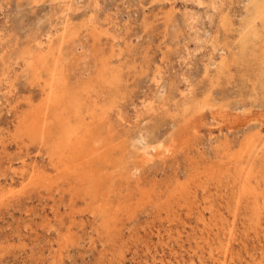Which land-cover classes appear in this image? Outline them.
Masks as SVG:
<instances>
[{
  "label": "rangeland",
  "instance_id": "1",
  "mask_svg": "<svg viewBox=\"0 0 264 264\" xmlns=\"http://www.w3.org/2000/svg\"><path fill=\"white\" fill-rule=\"evenodd\" d=\"M260 4L264 0H0V264H264V20L254 19ZM110 58L118 86L103 92L110 108L99 137L122 166L116 171L101 161L91 182L56 168L49 138L24 147L15 137L33 131V123L60 130L53 115L59 109L44 105L47 64L66 65L64 79L78 89ZM246 140L256 141L258 160L231 163L225 152L238 154ZM252 167L256 192L235 217L227 209L235 205L234 193H221L216 179L228 169L244 176ZM197 168L211 175L200 179ZM31 170L39 179H30ZM177 184L192 193L191 213L184 199L171 196ZM217 209L222 217L214 215Z\"/></svg>",
  "mask_w": 264,
  "mask_h": 264
},
{
  "label": "bare ground",
  "instance_id": "2",
  "mask_svg": "<svg viewBox=\"0 0 264 264\" xmlns=\"http://www.w3.org/2000/svg\"><path fill=\"white\" fill-rule=\"evenodd\" d=\"M253 2V1H252ZM251 2V3H252ZM256 2V1H255ZM67 3V2H66ZM257 3V2H256ZM253 4V3H252ZM67 5V4H66ZM264 5V4H263ZM262 4H260L259 6L261 8H256L255 9V15H254V19L256 20H264V6ZM253 9V8H252ZM65 10V9H64ZM60 18V17H59ZM67 18V17H66ZM62 20V19H61ZM66 20V19H65ZM90 20V19H89ZM69 22V21H68ZM72 22V21H71ZM59 23V22H58ZM66 23V22H65ZM60 24V23H59ZM260 24V23H259ZM63 25V24H62ZM92 25V24H91ZM94 25V24H93ZM66 26V25H65ZM87 26V25H86ZM252 26V25H251ZM257 26V25H255ZM60 27V26H59ZM68 27V26H67ZM251 29V28H250ZM73 30V29H72ZM259 30V29H258ZM57 31V30H56ZM260 31V30H259ZM59 32V31H58ZM64 32V30H63ZM55 33V32H54ZM253 33H254V29H253ZM251 34V33H250ZM258 34V33H257ZM48 35V34H47ZM82 35V34H81ZM247 36V35H246ZM64 37V36H63ZM255 37V36H254ZM47 38V37H46ZM60 38V37H59ZM75 38V37H74ZM67 39V38H65ZM70 39V37H69ZM72 39V38H71ZM39 40V39H38ZM47 40V39H46ZM62 40V39H61ZM75 40V39H74ZM74 40H72L74 42ZM79 40V39H78ZM101 40V39H100ZM64 41H69V40H63ZM106 41V40H105ZM37 42V40H36ZM35 42V43H36ZM102 43V42H101ZM66 44V42L64 43ZM37 45V44H36ZM39 45V44H38ZM43 46V45H42ZM48 46V45H47ZM62 46V45H61ZM61 46L59 48H61ZM27 48V47H25ZM48 48V47H47ZM64 48V46L62 47ZM68 49V47H66ZM65 48V49H66ZM73 48V47H72ZM63 49V50H65ZM66 49V50H67ZM122 49V48H121ZM50 50V48H49ZM62 50V51H63ZM125 50V49H124ZM27 51V50H26ZM37 51V50H36ZM103 51V50H101ZM29 52V51H28ZM48 52V51H47ZM67 52V51H66ZM95 52V51H94ZM104 52V51H103ZM101 52V53H103ZM44 53V52H43ZM69 53V51H68ZM65 54V53H64ZM124 54V53H123ZM128 54V53H127ZM130 54V53H129ZM128 54V55H129ZM41 55V54H40ZM60 55V54H59ZM102 55V54H101ZM104 55V54H103ZM70 56V55H69ZM96 56H99L98 54ZM95 56V57H96ZM105 56V55H104ZM130 56V55H129ZM41 57V56H40ZM124 57V56H123ZM99 59V58H97ZM27 61V60H26ZM122 61V60H121ZM111 58L110 59H107V60H104L103 63L101 61V64H102V71H101V74L99 76H97L96 78L92 79L90 78L91 80H89L87 83H85V87L81 86L80 88L78 89H74V88H70L69 87V84L67 83V81L64 79L65 77V73H69L67 72V68H66V65L64 64H55L53 68H48L50 65H46L45 66V70H43L46 74V84L44 86V105L46 106L47 110L52 107L54 108H58L59 110L57 109H54V112H53V115L55 116V121L59 123V131H54L53 129H46L47 126H45L46 124L44 123H40L38 126L35 125V123H33L32 125V128L34 126V129L33 131H30L31 132H24V131H20L19 134L17 135V137H15V139H19L20 138V141L18 140V143L24 147H26L29 142L27 141H38L41 139H50L51 142V147H50V158H51V161H55V166L58 170H61L63 169L64 170V173H68L70 174V176L72 177H75V176H81L83 175V177H85L88 181L91 179V182H94L95 178H97L95 175H93L95 173V170L100 168V165H101V161L102 162H106V164L109 162L110 164V167L111 165H114L116 167V171L118 170V167H121V162H119L118 160H112V155H111V149L110 148H105L103 149V143H102V140L100 139V135H102V132H103V125H104V122L106 121L107 119V114L109 113L108 110L109 108L107 107V103L105 100L102 101V97H106L104 95V90H108V89H114L115 87H117L118 85V78H116L115 76H112V74L110 73V70L108 69L109 68V65L112 64L111 63ZM57 63V62H56ZM95 63V62H94ZM119 63V62H118ZM33 64V63H32ZM79 64V63H78ZM11 65V64H10ZM75 65V64H74ZM73 65V66H74ZM95 65V64H94ZM113 65V64H112ZM24 66V65H23ZM93 66V65H92ZM220 66V65H219ZM224 66V65H223ZM126 67V66H124ZM46 68L48 70H46ZM93 68V67H92ZM136 68V67H135ZM222 68V67H220ZM43 69V68H42ZM75 70V69H74ZM73 70V71H74ZM218 70V69H217ZM29 71V70H28ZM221 71V70H220ZM65 72V73H64ZM92 72V71H90ZM73 76V75H72ZM71 76V77H72ZM91 76V75H89ZM127 76V75H126ZM70 77V78H71ZM69 79V78H68ZM85 79V78H84ZM217 80V79H216ZM219 80V79H218ZM77 81V80H76ZM82 81V79H81ZM34 83V82H33ZM36 83V82H35ZM74 83V82H73ZM77 83V82H76ZM127 86V85H126ZM41 87V86H40ZM128 89V88H127ZM163 89V88H162ZM176 93V92H175ZM38 95V94H37ZM32 96V95H30ZM94 98V99H93ZM32 99V98H31ZM30 99V100H31ZM94 100L90 103L89 100ZM36 100V98H35ZM111 99L108 100V102H110ZM190 100V99H189ZM32 101V100H31ZM38 101V100H37ZM195 101V100H194ZM28 102V101H27ZM43 102V101H42ZM104 102V103H102ZM35 103V102H34ZM204 105V104H203ZM231 105V104H230ZM14 106V105H13ZM122 106V105H121ZM194 107V106H193ZM19 109V108H18ZM42 109V108H41ZM153 109V108H152ZM58 111V113L55 115V113ZM196 110V109H195ZM219 110V109H218ZM192 111V110H190ZM218 112V111H216ZM156 113V112H155ZM214 113V112H213ZM212 113V114H213ZM224 113V112H223ZM114 114V113H113ZM186 114V113H185ZM219 114V113H218ZM110 115V114H109ZM189 115V114H188ZM204 115V114H203ZM154 116V115H153ZM205 116V115H204ZM260 116V115H259ZM262 116V115H261ZM45 118L48 117V115L44 116ZM231 117V116H230ZM235 117V116H234ZM238 117V116H237ZM235 117V118H237ZM250 118V116H248ZM113 118H114V115H113ZM225 118V117H224ZM227 118V117H226ZM229 118V117H228ZM233 118V117H232ZM231 118V119H232ZM238 119V118H237ZM240 119V118H239ZM262 119V118H261ZM187 120V119H186ZM234 120V119H233ZM236 120V119H235ZM246 120V119H245ZM251 120V119H250ZM254 120V119H253ZM108 121V120H107ZM227 121V120H225ZM237 121V120H236ZM259 121V120H258ZM256 121V122H258ZM263 122V121H262ZM13 123V122H12ZM111 123V122H110ZM217 123V122H216ZM228 123V122H227ZM120 124V123H119ZM176 124V123H175ZM233 124V123H232ZM261 124V123H260ZM203 125V124H201ZM216 125V124H215ZM225 125V124H224ZM13 126V124H12ZM200 126V125H199ZM236 126V125H235ZM257 126L259 127L260 125L257 124ZM264 126V125H263ZM122 127V126H121ZM202 127V126H201ZM250 129H253V127L251 128V125L249 126ZM248 127V128H249ZM14 128V127H13ZM175 128V127H174ZM216 128V127H215ZM228 128V127H227ZM238 128V127H237ZM236 128V129H237ZM107 129V127H106ZM196 129V128H195ZM233 129V128H232ZM246 129V128H245ZM249 129V130H250ZM261 129V128H260ZM58 130V129H57ZM194 129H192L193 131ZM201 130V129H200ZM243 130V129H242ZM247 130V129H246ZM255 130V128H254ZM253 130V131H254ZM11 131V130H10ZM107 131V130H106ZM175 131V130H174ZM221 131V130H220ZM239 131V130H238ZM236 131V132H238ZM256 132L258 130H255ZM264 131V130H263ZM9 132V131H8ZM100 132V133H98ZM121 132V131H120ZM125 132V131H124ZM127 132V131H126ZM125 132V133H126ZM211 132V131H210ZM241 132V130H240ZM244 132V131H243ZM249 132V131H248ZM262 132V131H261ZM12 133V132H11ZM14 133V132H13ZM119 133V132H117ZM172 133V132H171ZM174 133V132H173ZM257 133H260V132H257ZM100 134V135H99ZM123 134V133H122ZM121 135V134H120ZM170 135V134H169ZM172 135V134H171ZM256 133H255V136L256 137ZM53 136V138L51 137ZM168 136V135H167ZM194 136V135H193ZM252 136V135H251ZM258 136V135H257ZM30 139H28V138ZM141 137V136H140ZM164 137V135H163ZM253 137V136H252ZM264 137V136H263ZM24 138H27V139H24ZM154 138V137H153ZM169 138V137H168ZM173 138V137H172ZM195 138V136H194ZM193 138V139H194ZM145 138L142 139V141L144 140ZM155 139V138H154ZM157 139V138H156ZM187 139V138H186ZM252 139V138H251ZM259 139V138H258ZM117 140V139H116ZM122 140V139H121ZM125 140V139H124ZM123 140V141H124ZM131 140V139H130ZM180 140V139H179ZM254 140V139H253ZM45 141V140H44ZM105 141V140H104ZM141 141V142H142ZM157 141V140H155ZM166 141V140H165ZM192 141V140H190ZM189 141V142H190ZM10 142V141H9ZM12 142V141H11ZM47 142V141H46ZM118 142V141H117ZM131 142V141H130ZM169 142V141H168ZM233 142V141H232ZM235 142V141H234ZM256 141H252V140H246V143L244 144L245 147H242V149L239 150L238 154L241 153V155L238 157L237 155L238 154H231L229 153V151H226L225 154L226 156L228 157V159L230 160L231 163L234 164V162H238L242 159V158H247V156H249L250 158H254L258 160V156L255 157L254 155L258 152V147H257V143H255ZM6 143V142H5ZM116 143V142H115ZM125 143V142H124ZM133 143V142H131ZM143 143H145L143 141ZM167 143V141H166ZM172 143V142H171ZM173 143L175 144V142L173 141ZM177 143V142H176ZM183 143V142H182ZM188 143V142H187ZM260 143V141H259ZM33 144V143H32ZM118 144V143H117ZM170 144V143H169ZM262 144V143H261ZM112 145V144H111ZM120 145V144H118ZM131 145V144H130ZM149 145V144H148ZM167 145V144H166ZM181 145V143H180ZM146 146V145H145ZM161 146V145H159ZM158 146V147H159ZM190 146V145H189ZM133 147V146H132ZM149 147H152V146H149ZM174 147V145H173ZM177 147V146H176ZM192 147V146H191ZM196 147V146H195ZM237 147V146H236ZM134 148H135V145H134ZM141 148V147H140ZM156 148V146H155ZM168 148V146H167ZM180 148V147H178ZM201 148V147H200ZM234 148V146H233ZM133 149V148H132ZM137 149V148H136ZM143 149V148H142ZM181 149V148H180ZM262 149L264 150V146L262 147ZM131 150V149H130ZM154 150V149H153ZM166 150V149H165ZM174 150V149H173ZM205 150V149H204ZM132 151V150H131ZM140 151L142 152L143 150L140 149ZM138 151V152H140ZM161 151V150H160ZM187 151V150H186ZM189 151V150H188ZM187 151V152H188ZM202 151V150H201ZM169 152V151H168ZM196 153H198L197 151H195ZM203 152V151H202ZM205 152V151H204ZM207 152V151H206ZM117 153V152H116ZM144 153V152H143ZM148 154V151L146 152ZM152 153H155V151ZM159 153V151H158ZM166 153V152H164ZM162 153V154H164ZM170 153V152H169ZM211 153V152H210ZM134 154V153H133ZM161 154V155H162ZM177 154V152H176ZM194 154V153H193ZM128 155V154H127ZM138 155V154H137ZM136 155V156H137ZM146 155V154H145ZM168 155V154H167ZM166 155V156H167ZM191 155V154H190ZM189 155V156H190ZM132 156V155H131ZM131 156H129L131 158ZM150 156V155H149ZM155 156V155H154ZM260 156V155H259ZM152 157V156H151ZM207 157V156H206ZM205 157V158H206ZM211 157V156H210ZM139 158V157H138ZM137 158V159H138ZM143 158V157H142ZM147 158V157H146ZM159 158V157H158ZM187 158V157H186ZM125 159V158H124ZM168 159V158H167ZM209 159V158H208ZM134 160V159H133ZM132 160V162H133ZM157 160V159H156ZM155 160V161H156ZM224 160V159H223ZM108 161V162H107ZM142 161V160H140ZM159 161V160H158ZM161 161V160H160ZM201 161V159L199 160ZM210 161V160H209ZM24 162V161H23ZM27 162V161H26ZM146 162H149L148 160ZM162 162V161H161ZM262 162V161H261ZM137 163V162H136ZM228 163V162H226ZM264 163V162H263ZM138 164V163H137ZM142 164V163H141ZM146 164V163H145ZM148 164V163H147ZM192 164V163H191ZM105 164L102 163V171L104 169V166ZM140 165V164H139ZM229 165V164H228ZM146 166V165H145ZM208 166V165H207ZM217 166V165H216ZM220 166V165H219ZM128 167V166H127ZM139 167V166H138ZM218 167V166H217ZM226 167V166H225ZM254 167V166H253ZM251 168L249 171L246 172V175L244 176H240L241 175V172H238V173H235V174H231L232 170L228 169L229 171L225 172V174H222V178L220 179H216V178H213V180L216 179V188H218L221 193H224L226 195V192L225 191H222L223 188H229L231 189L232 191V194L234 195L232 197V200L235 201V205H233V208L232 207H227L228 210H230V214H232L233 216L236 217V211L237 209L239 208V206L241 205L243 199L248 196V194H254L256 192V188H253L251 184V181L252 179L251 178H254L256 177L257 178V175L254 174V171H256L254 168ZM142 168V167H141ZM248 168V167H247ZM263 170L264 166L261 167ZM132 169V168H131ZM131 169H130V173H131ZM140 169V167H139ZM108 170V169H107ZM136 170L138 169H135V172ZM146 170V169H145ZM198 172L197 174L195 175L196 177H200L203 178V177H206L208 178L211 174L209 172L208 169H201L199 170L197 168ZM237 170V169H236ZM260 170V171H261ZM39 170H37L38 172ZM115 171V173H116ZM222 171V170H220ZM231 171V172H230ZM244 171V170H243ZM259 171V170H258ZM260 171L258 172V174H260ZM109 172V170H108ZM122 172V171H121ZM127 172V171H126ZM134 172V169L133 171ZM139 172V171H138ZM141 172V171H140ZM144 172V170H143ZM25 173V171H24ZM32 173V174H31ZM31 176H30V179H34V177L37 179L38 177V174L32 172L31 170ZM129 173V172H128ZM137 173V172H136ZM262 173H264V171H262ZM40 174V173H39ZM105 174V173H104ZM123 174H124V171H123ZM144 174V173H143ZM101 175V174H100ZM99 175V176H100ZM138 175V174H137ZM180 175V174H179ZM119 176V174H118ZM121 176V175H120ZM133 176V175H132ZM136 176V175H135ZM240 176L239 178H241V180L243 182H240L238 183L239 181H236L237 180V177ZM24 177V176H23ZM47 177V176H46ZM109 177H111V175H109ZM112 177L113 174H112ZM123 178V176H121ZM125 177V176H124ZM184 177V176H183ZM182 177V178H183ZM45 178V177H44ZM59 178V177H58ZM104 178L105 176L103 175V172H102V181L104 182ZM121 178V179H122ZM138 178V177H137ZM140 178V177H139ZM29 179V178H28ZM39 179V177H38ZM109 179V178H108ZM111 179V178H110ZM135 179V178H133ZM132 179V180H133ZM148 179V178H147ZM232 179V181H231ZM27 180V179H26ZM31 180V182H32ZM56 180V178H55ZM142 180V179H141ZM143 183L146 181L145 179H143ZM30 181V180H29ZM28 181V182H29ZM49 181V180H48ZM87 181V182H88ZM114 181V180H113ZM150 181V180H149ZM154 181V180H153ZM122 182H125L122 181ZM134 182V180H133ZM211 182V181H210ZM24 183V182H23ZM95 183H98V181H96ZM204 183H208L207 181L204 182ZM89 183L88 182V186H89ZM121 184V182H120ZM122 185H124L122 183ZM140 185V184H139ZM145 185V184H144ZM68 186V185H67ZM87 186V187H88ZM116 186V184H115ZM177 188H175V190L171 193V196L173 198H175L174 200L176 202L183 200L184 199V202H185V207L186 209L188 210V212L191 213V210H192V206L194 204H192V200H191V192L186 189L185 187H187L186 185H179L177 184ZM248 186L252 187V191L248 190ZM59 187V185L57 186ZM63 187V186H62ZM111 187V186H110ZM114 187V186H113ZM118 187V186H117ZM141 187V186H140ZM195 187V186H194ZM258 187V186H257ZM77 188H78V185H77ZM81 188V187H80ZM135 188L137 189L136 185H135ZM11 189V188H10ZM117 189V188H116ZM197 189V188H196ZM9 190V189H8ZM13 190V189H12ZM44 190V189H43ZM50 190V189H49ZM198 190V189H197ZM123 191V190H122ZM132 191V190H131ZM1 192V191H0ZM50 192V191H49ZM57 192V191H56ZM55 192V193H56ZM138 192V191H137ZM6 193V192H5ZM12 193V192H11ZM39 193V192H38ZM197 193V192H196ZM27 194V192H26ZM29 194V192H28ZM54 194V193H53ZM139 194V193H138ZM8 195V194H7ZM17 195V194H16ZM20 195V194H19ZM30 195V194H29ZM122 195V194H121ZM197 195V194H196ZM209 195V194H208ZM222 195V194H221ZM228 196V195H227ZM189 197V199H188ZM249 197V196H248ZM127 198V197H125ZM255 198V196H254ZM253 198V199H254ZM228 199V198H227ZM257 199L258 197H256L255 199V202H257ZM81 200V199H80ZM114 200V199H113ZM129 200V199H128ZM198 200V199H197ZM212 200V199H211ZM247 200V199H246ZM249 200V199H248ZM67 201V200H66ZM69 201V200H68ZM88 202V201H87ZM148 202V201H147ZM260 202V201H259ZM146 203V201H145ZM168 202H164V203H161L160 205L163 206L165 204H167ZM194 203V202H193ZM253 203V202H252ZM228 204V203H227ZM251 204V203H250ZM224 205V204H223ZM264 205V204H263ZM152 206V205H151ZM173 206L170 205V207ZM178 206H183V204H178ZM153 207V206H152ZM202 207V206H201ZM95 208V207H94ZM93 208V209H94ZM145 208V207H144ZM151 208V207H149ZM215 208V207H214ZM226 208V207H225ZM264 208V207H263ZM259 204L256 205L255 207V210L256 211H261V209H263ZM96 209V208H95ZM173 209V208H172ZM170 209V210H172ZM233 209V210H232ZM59 210V209H58ZM86 210V209H85ZM98 211V209H96ZM161 210V209H160ZM198 210V209H197ZM95 211V210H93ZM96 211V213H97ZM150 211V210H149ZM166 212V211H165ZM179 212V211H178ZM215 216L216 215H220L222 214L220 212L219 209L215 210ZM258 212V213H259ZM125 213V212H124ZM202 213V212H201ZM220 213V214H219ZM147 214V213H146ZM203 214V213H202ZM93 216V214H91ZM188 215V213H187ZM196 215V214H195ZM230 215V216H232ZM160 216V215H159ZM182 216V214H181ZM192 216V215H191ZM156 217V216H155ZM174 217V216H173ZM190 217V216H189ZM193 217V216H192ZM220 217H222L220 215ZM234 217V218H235ZM154 218V217H153ZM171 218V217H170ZM181 219V217H179ZM183 218V217H182ZM194 218V217H193ZM203 218V217H202ZM225 218V216H224ZM224 218H221L220 220H224ZM240 218V217H239ZM249 218V217H248ZM70 219V218H69ZM60 220V219H59ZM155 220V219H154ZM228 220V219H227ZM153 223V219L151 220ZM157 221V220H156ZM164 221V219L162 220ZM181 221V220H179ZM185 221V220H184ZM183 221V222H184ZM255 221V220H254ZM122 222V221H121ZM190 223V221H188ZM206 222V221H204ZM61 223V222H60ZM162 223V222H161ZM207 223V222H206ZM229 223V222H228ZM255 223V222H254ZM64 224L61 223V225ZM175 224V223H174ZM159 225V224H157ZM208 225V224H207ZM175 226V225H173ZM198 226V225H197ZM262 226V224H261ZM52 227V226H51ZM149 227V226H148ZM161 227V226H160ZM166 227V226H165ZM163 228V226H162ZM258 228L259 225H258ZM158 229V228H157ZM156 229V230H157ZM181 229V228H179ZM228 229V228H227ZM181 230H184V228H182ZM193 231V230H192ZM203 231V230H202ZM176 232V231H175ZM178 232V231H177ZM208 232V231H207ZM226 232L229 233V240H231L233 237V231L232 230H227ZM159 231L157 232V235H158ZM181 233V232H180ZM189 233V232H188ZM102 234V233H101ZM183 234V233H182ZM187 234V233H186ZM202 234V233H201ZM200 234V236H201ZM223 234V233H222ZM238 234V233H237ZM169 235V234H168ZM179 235V233H178ZM192 234H190L191 236ZM207 235V234H206ZM120 236V235H119ZM132 236V235H131ZM167 236V235H166ZM170 236V235H169ZM177 236V235H176ZM180 236V235H179ZM187 236V235H186ZM256 235H254L255 237ZM264 236V235H262ZM175 237V236H174ZM182 237V236H181ZM185 237V236H184ZM192 237V236H191ZM66 238V237H65ZM189 238V237H188ZM196 238V237H195ZM203 238V237H202ZM218 238V237H217ZM64 239V238H62ZM69 239V237H68ZM71 239V238H70ZM177 239V238H176ZM212 239V238H211ZM72 240V239H71ZM175 240V239H174ZM186 240H189V239H186ZM193 239H191L192 241ZM176 241V240H175ZM184 241V240H183ZM196 241V240H195ZM203 241V240H201ZM220 241V240H219ZM63 242V241H62ZM66 242H67V239H66ZM190 242V241H189ZM199 242V241H198ZM64 243V242H63ZM194 243V242H193ZM209 243V242H208ZM228 243V242H227ZM67 244V243H66ZM222 244V243H221ZM242 244V243H241ZM209 245V244H208ZM227 245V244H226ZM234 245V244H233ZM247 245V244H246ZM183 246V245H182ZM196 246V244H195ZM199 246V245H198ZM204 246V245H203ZM210 246V245H209ZM232 246V245H231ZM239 246V245H238ZM242 246V245H241ZM262 246V245H261ZM212 247V246H211ZM217 247V246H216ZM248 247V246H246ZM176 248V247H175ZM185 248V247H184ZM187 248V247H186ZM185 248V249H186ZM190 248V247H189ZM198 248V247H197ZM210 248V247H209ZM220 248V247H219ZM244 248V246H243ZM242 248V249H243ZM255 247H253L254 249ZM173 249V248H172ZM191 249V248H190ZM193 249V248H192ZM222 249V248H221ZM228 249V248H227ZM241 249V248H240ZM264 249V248H263ZM262 249V250H263ZM182 250V249H180ZM194 250V249H193ZM237 250V249H236ZM260 250V249H259ZM192 251V250H191ZM253 251V250H252ZM194 252V251H192ZM212 252V251H211ZM237 252V251H236ZM261 252V251H260ZM198 253V252H196ZM195 253V254H196ZM226 253V252H225ZM252 253V252H251ZM180 254V253H179ZM204 254V253H203ZM224 254V253H223ZM236 254V253H235ZM211 255V254H210ZM239 255V254H238ZM256 255V254H255ZM260 255V254H259ZM263 255V254H262ZM261 255V256H262ZM175 256V254H174ZM182 256V255H181ZM205 256V255H204ZM209 256V255H208ZM183 257V256H182ZM181 257V258H182ZM224 257L226 258V256L224 255ZM223 257V258H224ZM231 257V256H230ZM252 257V256H251ZM254 257V256H253ZM256 257V256H255ZM216 258V257H215ZM218 258V257H217ZM233 258V256H232ZM250 258V257H249ZM259 258H262V257H259ZM213 259V258H212ZM229 259V257H228ZM244 259V258H243ZM251 259V258H250ZM263 259V258H262ZM217 260V259H216ZM225 260V259H224ZM227 260V259H226ZM231 260V259H230ZM240 260V259H239ZM253 260V259H252ZM258 260V259H257ZM218 261V260H217ZM228 261V260H227ZM259 261V260H258ZM195 262V261H194ZM221 262V261H220ZM232 262V261H231ZM239 262V261H238ZM242 262V261H241ZM239 262V263H241ZM244 262L245 259H244ZM250 262V261H249ZM211 263V262H210ZM229 263V262H228ZM253 263L254 260H253ZM213 264V263H212ZM215 264V263H214ZM222 264V263H221ZM224 264V263H223ZM250 264H252L250 262ZM256 264V263H255Z\"/></svg>",
  "mask_w": 264,
  "mask_h": 264
}]
</instances>
